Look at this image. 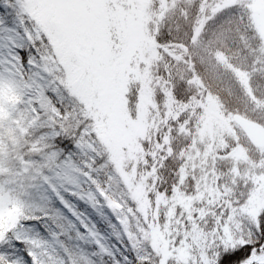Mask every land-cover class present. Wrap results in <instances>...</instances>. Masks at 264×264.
Masks as SVG:
<instances>
[{
  "label": "snow or ice",
  "instance_id": "snow-or-ice-1",
  "mask_svg": "<svg viewBox=\"0 0 264 264\" xmlns=\"http://www.w3.org/2000/svg\"><path fill=\"white\" fill-rule=\"evenodd\" d=\"M0 264H264V0H0Z\"/></svg>",
  "mask_w": 264,
  "mask_h": 264
}]
</instances>
